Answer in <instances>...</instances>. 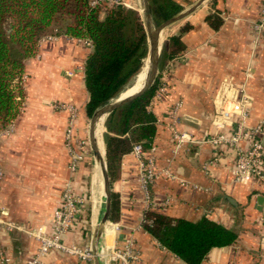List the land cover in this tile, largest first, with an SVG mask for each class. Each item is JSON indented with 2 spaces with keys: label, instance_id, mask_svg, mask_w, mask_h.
Returning a JSON list of instances; mask_svg holds the SVG:
<instances>
[{
  "label": "crops",
  "instance_id": "obj_1",
  "mask_svg": "<svg viewBox=\"0 0 264 264\" xmlns=\"http://www.w3.org/2000/svg\"><path fill=\"white\" fill-rule=\"evenodd\" d=\"M124 1L139 12L141 0ZM175 1L184 12L201 0ZM262 3L205 0L170 25L169 37L180 36L184 47L167 60L166 66H172L165 79L167 90L151 105L158 118L154 149H146L158 172L151 184V201L146 198L139 159L132 149L122 155L110 176L117 218L108 223L100 240L102 264H120L105 253L128 245L138 257L134 264H188L143 228L148 208L190 221L207 216L237 232L234 243L213 248L201 264H264V183L254 177L237 181L234 148L207 141L220 131H234L242 122L237 114L226 121L217 118L224 96L248 97L247 127L264 121V35L257 38L254 28ZM209 16L221 21L218 28ZM90 52L83 39L49 36L26 62L22 112L13 130L0 137V248L11 264H26L37 252L40 230L53 232V215L67 186L86 200L79 218L63 235L65 244L91 245L103 216L100 167L84 156L71 168L66 143L71 111L60 107L66 103L77 108L76 134L85 136L89 93L83 67ZM176 133L189 140L178 147ZM259 138L264 145V133ZM241 145L247 147L249 141ZM42 264L84 262L77 255L53 249Z\"/></svg>",
  "mask_w": 264,
  "mask_h": 264
},
{
  "label": "trees",
  "instance_id": "obj_2",
  "mask_svg": "<svg viewBox=\"0 0 264 264\" xmlns=\"http://www.w3.org/2000/svg\"><path fill=\"white\" fill-rule=\"evenodd\" d=\"M155 25L178 15L183 6L175 0H149ZM218 28V19L208 17ZM188 27H184L182 32ZM87 39L91 52L84 62V79L89 93L86 112L95 111L118 97L136 79L147 57V31L142 15L126 7L93 6L90 0H0V130L21 114L25 100L22 78L27 60L37 53L40 41L49 36ZM180 36H170L164 45L161 72L167 60L183 49ZM161 84V74L139 98L112 112L106 121V158L110 176L123 154L141 143L154 144L158 118L151 100ZM103 139V142H104ZM117 218V202L112 194L111 220ZM143 228L161 246L188 264H201L215 247L234 243V230L207 216L198 221L174 218L147 209Z\"/></svg>",
  "mask_w": 264,
  "mask_h": 264
},
{
  "label": "built area",
  "instance_id": "obj_3",
  "mask_svg": "<svg viewBox=\"0 0 264 264\" xmlns=\"http://www.w3.org/2000/svg\"><path fill=\"white\" fill-rule=\"evenodd\" d=\"M91 5L96 6L104 4L110 7H126L130 8L129 4L124 0H90ZM254 28L257 33V38L264 35V0L262 3L261 13L258 20L254 23ZM86 43L92 47L90 40L83 39ZM172 69L171 65H168L163 69L161 74V84L155 92L154 97L151 100V105L162 98L163 94L167 90L166 77L170 74ZM229 104H231L229 106ZM248 97L242 94L239 99H232L228 96L222 98V106L218 109L217 118L224 121L230 119L233 115H240L242 122L239 126L231 132L220 131L211 135L207 141L216 147H222L225 145L232 146L235 153L234 161V176L237 181H245L249 177H254L258 181L264 183V145L260 140V134L264 133V121H261L253 128L247 127L244 124V120L249 115ZM180 104L176 105L171 114L173 119H176ZM63 109L71 111V117L69 120V126L66 131V143L72 156L71 168L75 169L78 161L81 160L86 154V146L88 141L78 138L76 134V118L77 108L71 104L60 105ZM13 124V123H12ZM5 131L9 134L13 130V125ZM172 129L174 127L172 126ZM5 133H1L2 137ZM175 139L178 147L184 142L188 141L185 134L176 133ZM243 140L249 141V146L244 147L241 145ZM151 149H154L152 146ZM150 149V150H151ZM147 150L141 143L135 144L133 152L139 159L141 170V184L145 190L146 198L151 201V184L158 175L155 166V160L152 156L147 155ZM85 196L74 193L70 186H67L62 193L61 205L57 208L53 215V232L48 233L46 230H40L36 237L40 242L37 252L27 261L26 264H42V258L53 249H58L66 254L77 255L79 259L85 263H89L93 260V252L91 245L79 247L76 245H67L63 242V235L72 227L74 222L80 216V210L85 203ZM151 209V208H148ZM106 258L113 262H119L120 264H134L137 260V255L132 253L131 245L124 248H116L110 252L105 253ZM0 264H11V258L4 253L0 248Z\"/></svg>",
  "mask_w": 264,
  "mask_h": 264
},
{
  "label": "water",
  "instance_id": "obj_4",
  "mask_svg": "<svg viewBox=\"0 0 264 264\" xmlns=\"http://www.w3.org/2000/svg\"><path fill=\"white\" fill-rule=\"evenodd\" d=\"M205 0L199 1L196 5L190 8L187 11L181 12L178 15L172 17L171 19L165 21L160 26L156 27L150 9L149 0H142L143 3V16L145 21V28L148 36V54H147V63H146V75L143 86L133 95L128 97H118L116 100L112 102H108L101 106L99 109L95 111L91 118L90 123V131L89 137L91 142V147L93 151V155L95 160L100 163L103 182H104V213L103 216L97 225L94 235L92 237L91 248L93 252V264H101L100 263V240L104 231L111 222V210H112V187H111V179L110 172L108 169V163L106 158V150L104 153L100 150L98 145L97 137H96V123L97 121L105 116H109L112 112L124 106L125 104L139 98L144 93H146L152 85L155 83L156 79L159 76V65H160V57L162 51V45L159 43L158 36L159 34L172 23L186 17L188 14L192 13L197 7H199Z\"/></svg>",
  "mask_w": 264,
  "mask_h": 264
},
{
  "label": "rangeland",
  "instance_id": "obj_5",
  "mask_svg": "<svg viewBox=\"0 0 264 264\" xmlns=\"http://www.w3.org/2000/svg\"><path fill=\"white\" fill-rule=\"evenodd\" d=\"M138 11H139V13L142 15V18H143V20H144V16H143V3H142V0L140 1V4H139V6H138V9H137ZM175 23V22H174ZM144 24H145V21H144ZM173 24V23H172ZM160 26V25H159ZM156 27H158V25H156ZM170 25L169 26H167L163 31H164V33H165V37H166V39H164V41H163V43H162V51H161V57H160V65H159V71L161 72V61H162V59H163V51H164V45H165V43L168 41V38H169V33H170ZM147 45H148V49H149V44H148V36H147ZM143 61H144V65L142 66V69H141V71L145 68V66H146V63H147V57H145L144 59H143ZM141 71L139 72V73H141ZM138 73V74H139ZM138 77H139V75L138 76H136V79L127 87V88H130V87H132V85H134V83L136 82V80L138 79ZM27 78H28V75L26 74V73H24V75H23V78H22V84H23V87H24V89H25V85H26V81H27ZM126 88V89H127ZM123 93V92H122ZM121 93V94H122ZM121 94L118 96V97H120L121 96ZM118 97H115V98H113L112 100H110L109 102H112V101H114V100H116ZM23 106H24V103H23ZM108 117V116H107ZM107 117L105 118V121H104V126H103V133H102V137H103V139H104V136H105V133L107 132V128H106V121H107ZM92 118V117H91ZM91 118H89V120H88V122H87V127H86V134H85V136H80L79 135V133H77L78 134V138H81V139H85V140H87L88 141V145L86 146V154H85V156L86 157H88L89 159H91L92 161H93V163H95V158H94V155H93V151H92V147H91V142H90V137H89V131H90V123H91ZM12 124V123H11ZM10 127V124L7 126V127H5V128H3V129H1L0 130V134L1 133H5V131L8 129ZM4 135H6V133L4 134ZM1 137V136H0ZM3 137V136H2ZM103 144L105 145V139H104V142H103ZM105 150H106V148H104ZM84 264H93V260L91 261V262H89V263H85L84 262Z\"/></svg>",
  "mask_w": 264,
  "mask_h": 264
},
{
  "label": "bare ground",
  "instance_id": "obj_6",
  "mask_svg": "<svg viewBox=\"0 0 264 264\" xmlns=\"http://www.w3.org/2000/svg\"><path fill=\"white\" fill-rule=\"evenodd\" d=\"M158 39H159V43L160 45H162L164 39H166L165 37V33L164 31H162L159 36H158ZM139 77L138 79L136 80V82L134 83V85H132V87L130 88H127L122 94H121V97H128L130 95H133L134 93H136L144 84V81H145V75H146V68H144L141 73L138 74ZM137 75V76H138ZM104 121H105V116L101 117L97 123H96V137H97V141H98V145L100 147V150L102 151V153L105 152V145L103 144V137H102V133H103V126H104ZM105 127V126H104ZM97 162V161H96ZM98 163V162H97ZM99 167H100V170H101V165L100 163H98ZM100 170H99V175L102 174V170H101V173H100ZM101 177V176H100ZM102 180H103V176H102ZM104 184V182H103ZM99 219L101 220V218L99 217ZM98 219V221L100 222V220ZM99 224V223H98ZM97 227V226H96ZM99 259H100V263L102 264L101 262V257L99 256Z\"/></svg>",
  "mask_w": 264,
  "mask_h": 264
}]
</instances>
